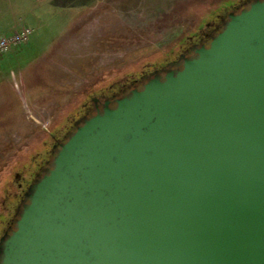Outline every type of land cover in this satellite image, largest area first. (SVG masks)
<instances>
[{
  "label": "water",
  "instance_id": "water-1",
  "mask_svg": "<svg viewBox=\"0 0 264 264\" xmlns=\"http://www.w3.org/2000/svg\"><path fill=\"white\" fill-rule=\"evenodd\" d=\"M61 143L0 264H264V0Z\"/></svg>",
  "mask_w": 264,
  "mask_h": 264
},
{
  "label": "rangeland",
  "instance_id": "rangeland-1",
  "mask_svg": "<svg viewBox=\"0 0 264 264\" xmlns=\"http://www.w3.org/2000/svg\"><path fill=\"white\" fill-rule=\"evenodd\" d=\"M239 1L86 0L78 13L54 16L57 31L32 32L16 50L38 40L25 61L10 51L11 60L0 65V219L7 193L15 192L14 174L34 169L33 157L72 126L90 96L173 58Z\"/></svg>",
  "mask_w": 264,
  "mask_h": 264
},
{
  "label": "flooded vegetation",
  "instance_id": "flooded-vegetation-1",
  "mask_svg": "<svg viewBox=\"0 0 264 264\" xmlns=\"http://www.w3.org/2000/svg\"><path fill=\"white\" fill-rule=\"evenodd\" d=\"M255 0H240L237 4L230 7L224 15L216 16L212 22L207 24V29L199 31L196 35L189 37L187 44L180 49L178 54L173 58L167 59L165 62L150 68L148 71L143 70L138 77H132L131 79H124L122 83H117L114 88H103L96 93V96H90L89 102L82 105L79 117L73 122L72 126H66L63 133L56 132V135H52L53 143L50 146L45 144L47 149L43 154H38L33 157L31 166L35 165L34 169L31 168L28 175H24L22 172L14 174L13 185H15V192H8L5 202L8 203V208L4 212V216L0 219V239L6 234L10 233L14 228L15 220L18 213L25 203V193L30 184L40 176H42L46 170L50 167L51 160L53 159L59 145L63 143L65 138L75 128V123L82 122L85 118L92 116L97 110L102 109L105 100H110V105H114L113 101L119 99L134 89H141L142 86L153 77V73H159V76H163L168 70L181 69L183 58H189L194 55V49L199 48L202 45L208 46L211 38H213L223 27L229 13H238L245 9L251 2ZM3 202V205H5Z\"/></svg>",
  "mask_w": 264,
  "mask_h": 264
},
{
  "label": "crops",
  "instance_id": "crops-1",
  "mask_svg": "<svg viewBox=\"0 0 264 264\" xmlns=\"http://www.w3.org/2000/svg\"><path fill=\"white\" fill-rule=\"evenodd\" d=\"M85 1L86 0H16V4H14L13 1L6 0V7L0 6V36L9 34L14 29H20L22 26L32 28L33 35L36 34V37H39L40 33L44 31L46 34L57 31L54 28L56 26L55 24L60 22V17L54 16L61 15L62 11L78 13V10L84 7ZM35 42L38 43V40L35 39L32 42L30 41L24 49L22 48V50L16 51L15 58L18 60L21 59V62L25 61L24 56L31 53L29 49L34 46ZM11 57L10 55L3 57V60L1 59L2 61H0V65L7 64L8 61L11 60ZM31 59L32 61L35 60L34 57H31ZM27 61L29 62V60Z\"/></svg>",
  "mask_w": 264,
  "mask_h": 264
},
{
  "label": "built area",
  "instance_id": "built-area-1",
  "mask_svg": "<svg viewBox=\"0 0 264 264\" xmlns=\"http://www.w3.org/2000/svg\"><path fill=\"white\" fill-rule=\"evenodd\" d=\"M32 29L23 27L10 34L0 36V59L14 49L22 47L30 39Z\"/></svg>",
  "mask_w": 264,
  "mask_h": 264
},
{
  "label": "trees",
  "instance_id": "trees-1",
  "mask_svg": "<svg viewBox=\"0 0 264 264\" xmlns=\"http://www.w3.org/2000/svg\"><path fill=\"white\" fill-rule=\"evenodd\" d=\"M15 51V50H14ZM17 53V52H16Z\"/></svg>",
  "mask_w": 264,
  "mask_h": 264
}]
</instances>
